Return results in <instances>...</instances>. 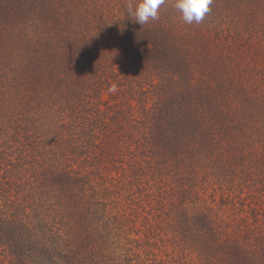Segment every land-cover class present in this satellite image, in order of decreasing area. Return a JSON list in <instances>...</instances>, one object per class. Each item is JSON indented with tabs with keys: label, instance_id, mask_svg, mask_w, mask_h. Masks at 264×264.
<instances>
[{
	"label": "trees",
	"instance_id": "16d2710c",
	"mask_svg": "<svg viewBox=\"0 0 264 264\" xmlns=\"http://www.w3.org/2000/svg\"><path fill=\"white\" fill-rule=\"evenodd\" d=\"M127 3L0 0V264H264V0Z\"/></svg>",
	"mask_w": 264,
	"mask_h": 264
},
{
	"label": "clouds",
	"instance_id": "9594fccd",
	"mask_svg": "<svg viewBox=\"0 0 264 264\" xmlns=\"http://www.w3.org/2000/svg\"><path fill=\"white\" fill-rule=\"evenodd\" d=\"M166 2L167 0H139L138 3H134V0H128L126 7L128 14L144 26L150 21L159 19V10ZM212 4L213 0H174L173 7L181 13L182 20L191 25L202 23L211 11ZM117 91L118 86L115 83L108 88L111 94Z\"/></svg>",
	"mask_w": 264,
	"mask_h": 264
},
{
	"label": "rangeland",
	"instance_id": "374dc122",
	"mask_svg": "<svg viewBox=\"0 0 264 264\" xmlns=\"http://www.w3.org/2000/svg\"><path fill=\"white\" fill-rule=\"evenodd\" d=\"M100 37V36H99ZM101 38V37H100Z\"/></svg>",
	"mask_w": 264,
	"mask_h": 264
}]
</instances>
